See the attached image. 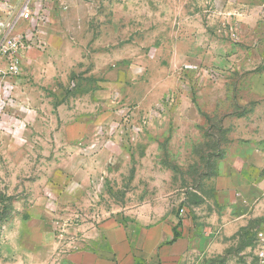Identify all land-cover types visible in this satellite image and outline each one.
I'll use <instances>...</instances> for the list:
<instances>
[{"label": "rangeland", "instance_id": "rangeland-1", "mask_svg": "<svg viewBox=\"0 0 264 264\" xmlns=\"http://www.w3.org/2000/svg\"><path fill=\"white\" fill-rule=\"evenodd\" d=\"M49 34L0 78L30 110L0 118V264H70L105 220L171 215L179 264H258L264 210L216 178L264 70V0H59Z\"/></svg>", "mask_w": 264, "mask_h": 264}, {"label": "crops", "instance_id": "crops-1", "mask_svg": "<svg viewBox=\"0 0 264 264\" xmlns=\"http://www.w3.org/2000/svg\"><path fill=\"white\" fill-rule=\"evenodd\" d=\"M248 79V90L238 100L240 106H248L246 112H231L223 122L230 143L218 164L216 187L220 200L246 204L255 212L264 210V70ZM178 224L173 215L148 224L105 220L68 260L70 264H179L185 240L175 238Z\"/></svg>", "mask_w": 264, "mask_h": 264}, {"label": "built area", "instance_id": "built-area-1", "mask_svg": "<svg viewBox=\"0 0 264 264\" xmlns=\"http://www.w3.org/2000/svg\"><path fill=\"white\" fill-rule=\"evenodd\" d=\"M58 2L0 0V78L7 88H14L31 53L47 49ZM14 103L0 98V118L18 121L30 113L29 108ZM261 200L264 202V192ZM256 257L258 264H264V233L257 241Z\"/></svg>", "mask_w": 264, "mask_h": 264}, {"label": "trees", "instance_id": "trees-1", "mask_svg": "<svg viewBox=\"0 0 264 264\" xmlns=\"http://www.w3.org/2000/svg\"><path fill=\"white\" fill-rule=\"evenodd\" d=\"M177 232H178V231H177V228H176V229H175V238H178V237H179Z\"/></svg>", "mask_w": 264, "mask_h": 264}]
</instances>
